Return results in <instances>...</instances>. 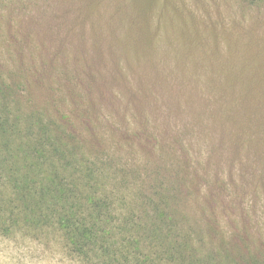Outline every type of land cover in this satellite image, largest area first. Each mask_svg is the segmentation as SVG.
<instances>
[{
	"label": "rangeland",
	"instance_id": "rangeland-1",
	"mask_svg": "<svg viewBox=\"0 0 264 264\" xmlns=\"http://www.w3.org/2000/svg\"><path fill=\"white\" fill-rule=\"evenodd\" d=\"M1 124L0 158H81L142 218L173 186L202 250L264 264V0H0ZM0 175L6 217L21 184ZM16 222L0 264H101L51 217Z\"/></svg>",
	"mask_w": 264,
	"mask_h": 264
},
{
	"label": "trees",
	"instance_id": "trees-1",
	"mask_svg": "<svg viewBox=\"0 0 264 264\" xmlns=\"http://www.w3.org/2000/svg\"><path fill=\"white\" fill-rule=\"evenodd\" d=\"M4 125L1 124L0 129L8 133ZM43 140V137L38 139V145ZM10 142L3 146L9 148ZM13 148V157L0 158V174H8L11 183L21 186H15L13 201L7 210L9 215L5 217L0 212V231L6 232L12 228L11 223L19 219L39 222L51 217L64 229L70 251L89 261L100 260L101 264H236L232 259L228 263L217 262L213 250H202L200 244L203 245L204 239L201 232L189 224V217L182 218L187 227H179L181 223L175 215L178 210L170 205H178L181 190L172 186L166 192L159 187L162 183L157 184L162 192L153 194L154 198H146L144 208L150 209L149 213L144 210L146 215L142 218L136 214L138 204L129 206L125 199L115 197L107 190V177L96 174L95 169L84 168L83 159L68 160L64 152L67 160L64 174L52 163L49 169H53L50 170L53 174H38L40 158L33 161L30 153L18 146ZM37 185L45 194L39 199L33 192ZM120 200L122 206L129 208L118 217L114 206ZM19 206L21 211L17 213L15 210ZM44 207H52L51 213L44 212ZM142 220L145 222L141 223Z\"/></svg>",
	"mask_w": 264,
	"mask_h": 264
}]
</instances>
